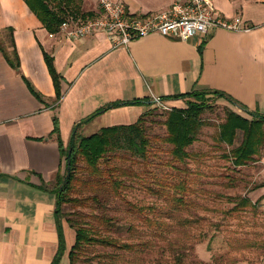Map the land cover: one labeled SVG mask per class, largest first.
Instances as JSON below:
<instances>
[{
    "label": "crops",
    "instance_id": "0c3cea01",
    "mask_svg": "<svg viewBox=\"0 0 264 264\" xmlns=\"http://www.w3.org/2000/svg\"><path fill=\"white\" fill-rule=\"evenodd\" d=\"M117 1L130 14L145 15L168 11L176 0ZM212 1L220 16L242 17L244 29H217L189 41L154 33L115 47L104 31L81 39L60 29L50 32L26 0H0V264H52L59 253L58 198L53 188L43 187L67 171L53 132L55 117L69 147L79 123L115 102L217 90L264 115V0ZM95 2L100 15V0ZM1 47L11 58L17 50L19 68ZM45 53L63 77L59 102ZM164 102L187 106L183 99ZM150 108L149 103L115 107L78 131L91 135L134 124ZM63 226L67 250L61 264L68 262L76 237L66 220Z\"/></svg>",
    "mask_w": 264,
    "mask_h": 264
},
{
    "label": "trees",
    "instance_id": "16d2710c",
    "mask_svg": "<svg viewBox=\"0 0 264 264\" xmlns=\"http://www.w3.org/2000/svg\"><path fill=\"white\" fill-rule=\"evenodd\" d=\"M26 2L50 32H57L65 21L72 19L85 22L99 15L94 11H85L84 0H26ZM1 49L13 66L19 68L17 50L14 51V58H11L2 47ZM45 57L56 88V102H59L62 98L63 77L55 67L54 58L48 53H45ZM28 85L33 94L43 101L42 95L35 91L30 82ZM220 98L226 99L248 114L246 116L233 109L229 110L226 121L220 125L218 137L219 142L232 148L225 151L222 156L231 161L235 168L248 166L257 161L264 147V115L250 111L231 95L222 91L196 90L161 98L163 101L183 99L187 104L185 108L173 107L168 113L167 119L163 122L167 127L166 137L148 136L147 122L154 113L153 109L146 111L134 124L104 127L89 136L80 135L78 131L82 123L93 120L104 111L127 104L149 103V106H152L156 101L135 100L108 105L76 126L69 147L63 144L59 120L55 117L53 132L58 135L62 155L67 161V171L65 175H59L52 184H43L46 189L53 188L58 198L60 249L52 264H61L67 250L63 220L68 222L76 234L75 243L69 252L70 264H81L82 260H86L88 249L95 246L115 250V253L98 254L94 257L108 259L111 264L118 263L121 257L118 251L132 252L137 248L149 246L148 243H132L110 234L118 228V218L106 210V198L109 196L123 198L124 191L129 188L128 179L142 178L132 168L127 169L114 163V158L125 159L124 155L118 156L115 152L129 149L134 156L148 161L153 150V142L162 141L171 146L167 164L176 168H179L177 163L206 155V153L191 152L188 148L199 139L202 127L208 124L203 119V115L208 110H212L215 107L214 100ZM239 132L243 133V138L240 144L235 146ZM153 177L154 186L150 185L149 191L158 197H164L174 210L189 209L194 206V201L187 198L192 192L188 187V179L175 182L169 176L159 177L153 174ZM66 205L74 211L66 213L64 209ZM247 205L249 201L243 199V202L234 209L240 210V207ZM156 208L155 205L147 207L131 205L132 212L138 214H145L148 211L154 213ZM83 209H90V213H84ZM145 221L156 236H162L170 230V224L160 219L146 217ZM135 229V226L130 227V230Z\"/></svg>",
    "mask_w": 264,
    "mask_h": 264
},
{
    "label": "rangeland",
    "instance_id": "374dc122",
    "mask_svg": "<svg viewBox=\"0 0 264 264\" xmlns=\"http://www.w3.org/2000/svg\"><path fill=\"white\" fill-rule=\"evenodd\" d=\"M98 7L95 0H84L85 11L97 12ZM214 103L215 107L203 115L208 124L202 127L199 139L188 148L191 152L206 153L204 156L177 163L179 168H176L167 164L171 146L162 141L153 142L148 161L134 156L129 149L115 152L118 156L124 155L125 159L114 158V163L132 168L142 178L128 179L129 188L124 191L123 198H106V210L118 218V228L110 234L128 242L149 245L132 252L118 251L121 257L117 264H264V186L261 187L264 183V147L256 162L235 168L222 156L232 147L219 142L218 137L220 125L233 107L224 99H215ZM150 109L154 113L147 122L148 136L166 137L167 127L163 122L173 106L156 102ZM89 132L85 131L83 135L88 136ZM242 138L243 133L239 132L235 146ZM153 174L169 176L175 182L188 179L192 192L187 198L194 201V206L174 210L164 197L150 192L148 187L154 186ZM243 199H247L249 205L234 209ZM132 204L155 205L157 210L138 214L132 212ZM64 209L66 213L74 211L68 205ZM83 211L90 213V209ZM146 217L170 224V230L156 236L147 226ZM131 226L136 229L130 230ZM106 253H115V250L91 247L81 264H111L108 259L94 258ZM63 264H70V261Z\"/></svg>",
    "mask_w": 264,
    "mask_h": 264
},
{
    "label": "built area",
    "instance_id": "2783aa9c",
    "mask_svg": "<svg viewBox=\"0 0 264 264\" xmlns=\"http://www.w3.org/2000/svg\"><path fill=\"white\" fill-rule=\"evenodd\" d=\"M100 8V15L85 22L65 21L60 32L81 39L104 31L114 46L119 47L129 46L134 40L154 33L189 41L195 36H209L217 29H244L242 17L220 16L212 0H176L168 11L145 15L130 14L126 5L117 0H100ZM155 101L165 103L160 97Z\"/></svg>",
    "mask_w": 264,
    "mask_h": 264
}]
</instances>
